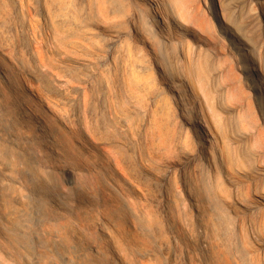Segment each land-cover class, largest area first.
Instances as JSON below:
<instances>
[{"label":"rangeland","instance_id":"rangeland-1","mask_svg":"<svg viewBox=\"0 0 264 264\" xmlns=\"http://www.w3.org/2000/svg\"><path fill=\"white\" fill-rule=\"evenodd\" d=\"M120 1L125 8L129 6ZM172 2L173 14L183 21L186 14L181 3ZM158 5L143 6L146 20L158 11ZM193 5L203 15V35L174 36L175 16L170 13L167 29L175 39L173 49L179 59L171 72L183 80L184 103L176 106L175 118L180 121L187 109L202 123L197 131L187 132L191 147L199 134L210 147L209 161L193 167L178 153L172 161H160L152 172L145 168L147 154H131L126 166L116 164L88 143L92 137L85 138L78 128L68 129L32 93L22 92L35 87L30 79L10 73L18 94L0 99V103H10L0 126L21 127L19 104L23 101L47 121L59 146L66 142L70 147L69 156L43 155L35 163L33 185L47 198L34 195L31 199L19 185L1 190L6 200L1 212L10 207L23 211L18 243L39 254V264H48L49 257L51 264L53 260L72 264L62 250L65 244L77 247L76 242L97 264H110L112 249L100 227L93 224L102 218L112 223L114 241L125 257V263L114 258L117 264H264V5L257 0H193ZM178 21L188 27L185 19V23ZM145 28L160 44L154 29ZM178 39L183 49L188 50L187 43L192 47L193 56L187 60ZM0 65L9 69L2 59ZM107 126L106 136L113 138ZM37 135L39 143L46 142ZM0 150L18 166L6 145ZM12 195L21 201H11ZM89 243L103 255L94 257Z\"/></svg>","mask_w":264,"mask_h":264},{"label":"bare ground","instance_id":"bare-ground-1","mask_svg":"<svg viewBox=\"0 0 264 264\" xmlns=\"http://www.w3.org/2000/svg\"><path fill=\"white\" fill-rule=\"evenodd\" d=\"M125 1L127 8L120 0H0V59L9 67L6 70L0 65V99L6 101L7 96L18 94L10 73H22L35 84L22 92L32 93L68 129L78 128L85 138L92 137L88 143L102 149L118 165L126 166L131 154L149 156L145 161L148 172L155 171L160 161H172L175 153L192 167L209 161L210 147L203 136L196 135L194 148L188 140L187 132L197 131L201 121L192 118L187 109L182 111L180 121L175 118L176 106L184 103L183 80H177L171 72L175 59L179 60L173 49L175 39L167 34L168 13H174L175 4L172 0ZM178 1L186 17L183 14V21L177 17L180 22L185 19L188 27L179 24L174 13V36L203 35V15L193 0ZM154 2L159 4L158 11L148 14L146 20L143 8ZM257 2L264 5V0ZM146 26L154 29L160 44L148 34ZM178 42L187 60L192 47L187 43L185 50L183 41ZM184 65L188 73L190 67ZM9 104L0 103V121ZM19 109L21 127L0 126V141L4 142L0 147L6 145L19 166L0 150V264H39V254L18 243L23 211L10 207L1 212L6 204L1 190L19 185L31 199L34 195L47 198L41 188L33 185L37 180L35 163L43 155L69 156L70 147L66 142L59 146L50 125L34 108L21 101ZM108 123L113 138L106 136ZM37 133L46 139L45 143L38 142ZM53 166L64 168L57 163ZM190 199L194 201L192 196ZM12 200L18 203L21 198L12 195ZM93 224L100 227L112 249L113 260L109 263L117 264L114 258L125 263L109 227L112 223L102 218ZM54 236L59 239L57 233ZM76 245L65 244L62 250L72 264H97L88 258L85 248L78 242ZM88 249L96 258L103 255L93 243ZM52 264L59 263L53 260Z\"/></svg>","mask_w":264,"mask_h":264}]
</instances>
